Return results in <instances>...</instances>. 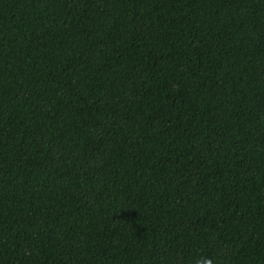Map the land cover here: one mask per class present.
Listing matches in <instances>:
<instances>
[{
	"label": "trees",
	"instance_id": "1",
	"mask_svg": "<svg viewBox=\"0 0 264 264\" xmlns=\"http://www.w3.org/2000/svg\"><path fill=\"white\" fill-rule=\"evenodd\" d=\"M264 264V0H0V264Z\"/></svg>",
	"mask_w": 264,
	"mask_h": 264
},
{
	"label": "clouds",
	"instance_id": "2",
	"mask_svg": "<svg viewBox=\"0 0 264 264\" xmlns=\"http://www.w3.org/2000/svg\"><path fill=\"white\" fill-rule=\"evenodd\" d=\"M193 264H218V261L209 257H197Z\"/></svg>",
	"mask_w": 264,
	"mask_h": 264
}]
</instances>
